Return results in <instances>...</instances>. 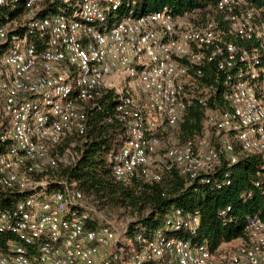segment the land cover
I'll return each mask as SVG.
<instances>
[{
  "label": "built area",
  "instance_id": "1",
  "mask_svg": "<svg viewBox=\"0 0 264 264\" xmlns=\"http://www.w3.org/2000/svg\"><path fill=\"white\" fill-rule=\"evenodd\" d=\"M139 2L0 0V191L20 196L0 211V264H264L260 214L248 218L245 240L213 251L193 243L200 214L174 209L153 235L137 234L129 250L122 247L127 230L106 218L78 181L50 177L72 163L58 155L65 141L86 144L89 109L116 88L113 77L123 76L147 103L120 94L117 112L129 120L130 138L109 156L116 182L160 183L173 170L197 180L257 157L255 186L263 188L260 12L246 0H218L206 17L166 7L136 15ZM207 64L218 76L198 103L207 107L221 86L225 107L207 113L209 135L168 148L164 170H156L160 140L148 134V113L177 127L195 98L187 87ZM223 182L231 185L229 174Z\"/></svg>",
  "mask_w": 264,
  "mask_h": 264
},
{
  "label": "trees",
  "instance_id": "2",
  "mask_svg": "<svg viewBox=\"0 0 264 264\" xmlns=\"http://www.w3.org/2000/svg\"><path fill=\"white\" fill-rule=\"evenodd\" d=\"M217 1L140 0L136 15L166 7L175 15L199 10L205 16L214 10ZM246 1L260 12L264 21V0ZM50 9L58 12L59 5H51ZM202 71L203 75L200 78L195 76L196 79L203 83L201 86H210L218 76L215 65L207 64ZM222 92L223 88L217 86V94L210 99L207 107L199 104L198 96H195L177 126H180L178 144L204 134L207 113L225 107ZM118 104L119 96L114 90L107 89L102 93L96 105L88 111L86 144L80 146L70 165L60 164L50 177L78 181L87 199L100 211L136 208L145 213L129 226L127 235L143 234L149 237L164 226L174 209H182L186 213L200 214V226L192 238L194 244H207L214 251L224 244L245 240L248 218L255 214L264 217V184L262 189L255 186L256 180H259V159L250 157L231 167L225 164L217 173L197 180L173 170L167 184L163 183L164 178L160 183L140 180L118 183L112 174L109 156L130 138L129 120L120 117ZM152 133L148 132L156 137ZM226 174L230 176L231 185L223 182ZM19 199L20 196L16 194L0 191V211L10 210ZM227 208L231 210L226 216H221L220 213ZM5 247V235H0V249L5 251Z\"/></svg>",
  "mask_w": 264,
  "mask_h": 264
},
{
  "label": "rangeland",
  "instance_id": "3",
  "mask_svg": "<svg viewBox=\"0 0 264 264\" xmlns=\"http://www.w3.org/2000/svg\"><path fill=\"white\" fill-rule=\"evenodd\" d=\"M112 82L114 85H116V88L113 89L116 94L120 97V94L125 93L126 91L130 92L136 99L137 103H139L141 106H146L147 100H146V96L145 94H143L142 92H139L137 90H135V84L133 81H128V79H124L123 76H115L112 78ZM203 83L196 78H193L191 80V82L189 83L188 87H187V92L188 94H190L191 96H203L206 93V87L207 86H201ZM145 111H149L147 109H144ZM149 116L151 115V117L153 116L152 113H148ZM153 118H151V122H154V120H152ZM205 124V123H204ZM166 123H164L161 128L165 127ZM167 127V126H166ZM204 134H208L209 130L206 129V125L204 126ZM160 128V129H161ZM168 130L172 133V136L168 139H164L161 140V146H160V150H159V155L160 156H156L153 166L154 168L157 167L156 170H164V163H162V156L165 153V151L172 147L177 145L179 142L175 141V137L177 139V141H179V127H175V128H169L167 127ZM164 133V132H162ZM209 135V134H208ZM207 135V136H208ZM81 145V140L79 138H73L71 140H67L65 141V143L62 145L60 151H59V158L61 159L62 162H64L65 160L68 162H71L74 158H76L77 154L79 153L78 149L80 148ZM167 173V174H166ZM164 176L163 178L165 179L163 183L167 184V178L171 175L170 173L166 172L163 173ZM169 179V178H168ZM162 183V184H163ZM104 214V216L106 218H108L111 222H113L116 226L121 227L123 230H127L128 232V228L129 226L133 223L138 221L139 219H141L143 217V215H145V213L143 214V212L137 210L136 208H127V209H123V208H118V209H104V211L102 212ZM238 242H235V246L238 245ZM136 246V242H135V234L134 235H127L126 239L124 241V245L122 246L124 249H129V250H133ZM227 246V245H226ZM226 246H223L226 247Z\"/></svg>",
  "mask_w": 264,
  "mask_h": 264
},
{
  "label": "crops",
  "instance_id": "4",
  "mask_svg": "<svg viewBox=\"0 0 264 264\" xmlns=\"http://www.w3.org/2000/svg\"><path fill=\"white\" fill-rule=\"evenodd\" d=\"M148 117H149V123H152V124H149V130H150V132H154L152 134H154L160 140V146H161V140H164V139L166 140L172 136V133L167 128L169 126L166 124L167 127L165 126V127L161 128V126L166 122L159 120L158 118H156V116H154V114L152 117H151V115ZM151 118H153L152 120H154L155 123L150 121ZM162 132H164V133H162ZM174 139L176 142H179V141H177L176 137ZM158 156H160V155H158Z\"/></svg>",
  "mask_w": 264,
  "mask_h": 264
}]
</instances>
